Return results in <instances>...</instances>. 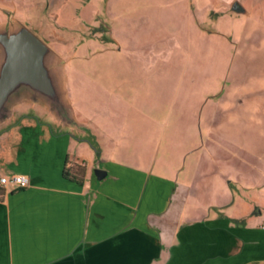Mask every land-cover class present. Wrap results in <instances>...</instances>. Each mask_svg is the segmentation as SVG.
I'll return each instance as SVG.
<instances>
[{"label": "crops", "instance_id": "0c3cea01", "mask_svg": "<svg viewBox=\"0 0 264 264\" xmlns=\"http://www.w3.org/2000/svg\"><path fill=\"white\" fill-rule=\"evenodd\" d=\"M231 7V14L245 15ZM18 23L11 18L0 28ZM42 34L57 45L68 43L54 31ZM52 51L64 105L83 134L97 138L98 152L91 150L93 160L72 158L66 146L71 135L60 138L59 129L41 116L17 109L47 104L26 99V94L10 102L0 120V175H25L29 185L0 191V264H171L173 249L185 251L192 245L180 241L165 248L151 219L169 207L177 186L184 195L180 239L188 237L194 248L204 251L208 241L211 249L223 248L219 243L226 235L230 247L241 242L240 258L246 264H264V221H259L264 210V79H254L251 68L252 59L260 56L234 50L219 82L213 77L199 81L193 73L189 84L182 79L179 129L164 142L166 135L153 130V94L144 92L153 88L154 79L144 76L153 72L149 67L132 65L127 82L132 101L126 103L133 110L143 101L146 110L127 120L130 128L135 125L129 134L116 130L110 135L103 124L93 128L89 120L76 121L63 58ZM199 88V94L193 92ZM191 104L193 109L188 108ZM52 114L47 112V117L54 119ZM122 138L128 139L127 146H120L117 139ZM107 139H116L114 146ZM172 145H177V176L170 164ZM66 158L85 163L83 185L62 177ZM94 169L106 175L98 180ZM128 208L145 213L123 221Z\"/></svg>", "mask_w": 264, "mask_h": 264}, {"label": "rangeland", "instance_id": "374dc122", "mask_svg": "<svg viewBox=\"0 0 264 264\" xmlns=\"http://www.w3.org/2000/svg\"><path fill=\"white\" fill-rule=\"evenodd\" d=\"M234 2L244 8L245 15L228 11ZM11 18L21 22L63 58L66 87L76 121L84 124L89 120L93 128L103 124L110 135L116 134V130L125 136L129 134L135 125L130 128L127 120L143 108L146 110L143 101L133 104V110L126 103L132 101L127 97L132 90L127 84L132 65L146 66L153 71L150 75L144 74L154 79L153 88L144 92L153 94V130L166 135L164 142L167 134L179 129V83L183 79L189 84L191 73L202 82L209 80L208 77L219 82L228 55L239 49L260 56L252 59L255 62L251 64L252 77L264 79V0H0V23ZM43 31H54L67 45L48 41ZM190 92L199 94L200 88ZM26 96V99H35ZM188 108L194 107L191 104ZM17 109L41 116L55 131L59 129L60 138L71 135L66 146L72 158L83 156L93 160L91 150L98 152L97 138L83 134L67 107L66 115L56 114L49 106L25 104ZM49 111L54 119L47 117ZM115 140L107 139L113 146ZM117 140L120 146L128 144L126 138ZM176 147L172 145L173 172L179 167ZM183 196L177 186L169 196V207L151 219L165 248L178 246L180 241L192 245L185 251L173 249L171 264H246V259L240 258L241 242L235 241L230 247L226 235L224 243H219L223 248L211 249L208 241L204 251L194 248L193 240L188 237L180 239L178 231L185 223ZM124 212L123 221L125 217L133 220L145 210L128 208ZM262 217L259 221H264V210ZM118 219L116 223L120 224Z\"/></svg>", "mask_w": 264, "mask_h": 264}, {"label": "water", "instance_id": "95a60500", "mask_svg": "<svg viewBox=\"0 0 264 264\" xmlns=\"http://www.w3.org/2000/svg\"><path fill=\"white\" fill-rule=\"evenodd\" d=\"M235 13L245 10L238 2ZM54 52L22 24L11 29L0 28V120L10 102L20 95H30L47 104L56 114L66 115V106L54 73ZM103 170H95L101 180Z\"/></svg>", "mask_w": 264, "mask_h": 264}, {"label": "trees", "instance_id": "16d2710c", "mask_svg": "<svg viewBox=\"0 0 264 264\" xmlns=\"http://www.w3.org/2000/svg\"><path fill=\"white\" fill-rule=\"evenodd\" d=\"M86 171L87 167L85 164L82 165L66 158L62 169V177L69 182L83 185L85 182Z\"/></svg>", "mask_w": 264, "mask_h": 264}, {"label": "built area", "instance_id": "2783aa9c", "mask_svg": "<svg viewBox=\"0 0 264 264\" xmlns=\"http://www.w3.org/2000/svg\"><path fill=\"white\" fill-rule=\"evenodd\" d=\"M29 185V179L25 175L10 174L0 175V191H17L26 189Z\"/></svg>", "mask_w": 264, "mask_h": 264}]
</instances>
